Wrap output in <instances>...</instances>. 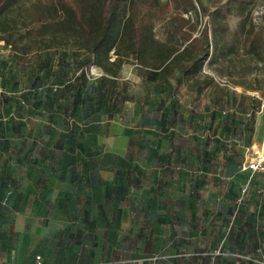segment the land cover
<instances>
[{
    "label": "trees",
    "instance_id": "16d2710c",
    "mask_svg": "<svg viewBox=\"0 0 264 264\" xmlns=\"http://www.w3.org/2000/svg\"><path fill=\"white\" fill-rule=\"evenodd\" d=\"M19 1L0 0V20L17 6L26 25H39L29 35L62 39L71 34L82 51L75 57L61 52L53 58L47 50L42 55L38 52L40 56L33 60L26 58L25 51L24 56L17 58L0 53V106L7 114V123L12 121L9 129L39 122L43 125L41 135L48 137L44 147L40 146L35 153L42 160L36 158L31 164L41 161V168L62 171L115 170L123 200L128 185L140 180L130 176L132 171L140 170L133 155L138 159L150 154L148 162L164 163L161 173L167 176L172 170L168 163L173 155H182L187 166L198 163L205 169L217 152H222L229 163L233 162L229 158L238 156L235 143L229 147L226 137L235 140L245 135V151L252 144L254 118L264 100L245 95V117L236 120V108L231 113L224 108L234 106L231 94L218 90L220 84L204 76L202 69L213 62L217 53L229 56L235 54L238 46L248 55L263 59L264 36L256 30L262 22L254 21L255 11L249 10L254 0H50L37 1L29 7L18 5ZM233 9L238 21L230 37L228 20ZM59 12L64 15L62 20L57 19ZM163 20L169 21L171 29L161 41L155 37L154 27L156 21ZM124 64L135 66L138 80L155 97L146 102L148 112H141L139 120H129L130 124L124 125L121 143L126 150L122 156H116L103 150L100 140L108 131L103 130L101 122L116 118L122 123V118L130 119L124 112L125 105L134 99L129 96L127 84L117 80ZM92 66L104 74L91 79L88 71ZM186 79L194 81L189 86L197 98L210 89L202 112L194 96L191 106L179 97ZM235 85L243 87L240 83ZM181 133H185L187 140L182 141ZM2 147L6 145H0V151ZM5 149L7 157H14L12 164L20 161L21 147ZM48 158L52 167L45 164ZM245 171L250 175L245 189L230 188L207 198L214 201L218 196L220 208L211 217L218 222L212 226L216 236L211 242L216 248L213 253L196 254L194 242L188 237L183 242L171 239L169 248H174L176 255L169 258V264H264V172ZM207 179L190 175L187 180L191 190H185L186 196L176 200L187 223L184 229L176 226L175 231L185 237L196 235L202 227L200 221L195 222V211L198 203L203 206L205 202L198 190ZM160 198V192L152 190L142 194L141 200L161 204ZM149 211L153 217H159L156 205ZM201 215H207L205 210Z\"/></svg>",
    "mask_w": 264,
    "mask_h": 264
},
{
    "label": "crops",
    "instance_id": "0c3cea01",
    "mask_svg": "<svg viewBox=\"0 0 264 264\" xmlns=\"http://www.w3.org/2000/svg\"><path fill=\"white\" fill-rule=\"evenodd\" d=\"M19 80L22 86L24 78ZM232 91H235L231 94L234 106L224 108L230 113L236 108L238 120L245 117V92L239 85H234ZM4 113L0 106V145L22 149L16 164L11 163L14 157H7L6 147L0 151V200L5 199L0 203V264H37V257L40 264H169V258L176 255L174 248H169L170 240L183 242L187 237L194 242L196 254H212L216 249L211 244L216 240L212 226L218 222L211 217L218 214L220 208L218 196L214 201L207 198L230 188L245 189L250 177L242 169L245 135L235 140L226 137L229 147L235 143L238 156L229 158L233 161L229 163L222 152H217L205 169L198 163L187 166L182 155H173L168 163L172 170L164 176L161 173L164 163H149L150 154L140 155L138 159L133 155L140 170L132 171L130 176L140 180L128 185L127 195L120 200L124 192L118 191L121 181L115 176V170L62 171L52 167L50 158L45 164L52 168H41V161L31 164V160L43 158L35 154L48 139L41 135L43 125L28 123L9 129L12 121L7 123ZM107 122L104 119L101 122L105 126L103 130L108 131L100 140L103 150L122 156L126 150L121 143L125 126L116 118ZM260 124L264 130V117L256 114L251 142L260 140L263 133L258 132ZM181 134L182 141L187 140L185 133ZM190 175L207 176L208 182L198 190L205 202L203 206L198 203L195 211V222L200 221L202 227L196 235L185 237L175 231L176 226L184 229L187 223L176 200L186 196L185 190H191L187 180ZM152 190L160 192L161 204L142 202V194ZM155 205L162 211H157L159 217L156 218L149 211ZM203 210L207 215H201Z\"/></svg>",
    "mask_w": 264,
    "mask_h": 264
},
{
    "label": "rangeland",
    "instance_id": "374dc122",
    "mask_svg": "<svg viewBox=\"0 0 264 264\" xmlns=\"http://www.w3.org/2000/svg\"><path fill=\"white\" fill-rule=\"evenodd\" d=\"M37 1L50 3V0H20L18 5L29 7ZM250 9L258 12L261 16L260 20L262 24L261 26H257L256 30L261 31L264 36V0H254V3L249 7V10ZM234 12L235 10L233 9V15H231L228 20L230 25V37H232L235 31L238 21ZM18 14L19 11L17 6H13L4 18L0 20V27L4 28V30L0 29V53L5 55L8 54L7 56L12 55L13 58H17L18 56H24L25 51L27 54L26 58H31L30 60L37 58L36 56H40L38 52L42 55L43 52L47 50L49 51L46 53L51 54L53 58L61 52H65L68 57L71 55L75 57V54H82V51H80L74 43L71 34L62 39H59L60 37L54 39L51 38L50 35H45L44 37L29 35L28 33L30 30L38 28L39 25H26ZM63 17L64 15L61 12L57 14V19L62 20ZM170 29L171 25L169 21H156L154 27L155 37L158 40L164 41ZM2 39L9 45L6 46ZM135 70V66L124 64L118 72V82L127 84L126 89L129 90V96L134 99L132 103L125 105L127 107L124 112L125 114L127 113V116H130V119L122 118L121 122L123 126L125 124H130L129 120L132 122L134 120H139L141 112H148L149 105L146 102L149 98L155 97L154 92L149 88L147 89V85L145 88L138 80L137 74L135 75ZM202 72L204 76L212 78L220 84L218 85V90H222L223 92L227 91L232 94V92H235L232 91L234 85L240 83L243 85L242 88L245 95L256 100H264V57L261 60L252 57L245 52L242 46H238L235 54L229 56H222L217 53L212 63L204 65ZM103 74L104 72L96 66H92L88 71V76L91 79L100 77ZM203 78L199 80H203ZM190 84H194V81H188V79H186L182 89H180L179 97L186 105L191 106L190 104L194 96L193 100H195V103L199 104L198 109L202 112L208 101L206 92L210 89H207L202 93L201 97L197 98L195 97V92L189 86ZM148 95L149 97L147 99ZM261 116L264 117V115ZM259 128L258 132L261 134V131H263L262 124H260Z\"/></svg>",
    "mask_w": 264,
    "mask_h": 264
},
{
    "label": "built area",
    "instance_id": "2783aa9c",
    "mask_svg": "<svg viewBox=\"0 0 264 264\" xmlns=\"http://www.w3.org/2000/svg\"><path fill=\"white\" fill-rule=\"evenodd\" d=\"M253 16L254 21L257 19L258 21L260 20L261 16L258 12L255 11ZM257 114L264 115V103L260 105ZM243 169L250 170L252 173L264 172V130L260 140L258 142H252V144L247 148L246 160ZM36 260L37 264H40V258L37 257Z\"/></svg>",
    "mask_w": 264,
    "mask_h": 264
}]
</instances>
